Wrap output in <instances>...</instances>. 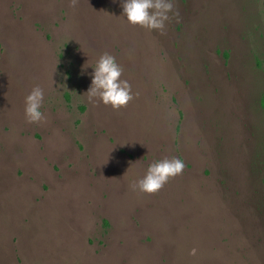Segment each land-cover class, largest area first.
I'll use <instances>...</instances> for the list:
<instances>
[{
	"label": "rangeland",
	"instance_id": "obj_1",
	"mask_svg": "<svg viewBox=\"0 0 264 264\" xmlns=\"http://www.w3.org/2000/svg\"><path fill=\"white\" fill-rule=\"evenodd\" d=\"M173 4L149 30L121 0H0V264H264V0ZM103 52L118 109L87 98Z\"/></svg>",
	"mask_w": 264,
	"mask_h": 264
},
{
	"label": "clouds",
	"instance_id": "obj_2",
	"mask_svg": "<svg viewBox=\"0 0 264 264\" xmlns=\"http://www.w3.org/2000/svg\"><path fill=\"white\" fill-rule=\"evenodd\" d=\"M122 13L132 25H139L149 30H163L165 22L172 12L173 0H121ZM123 67L116 57L109 52L99 55L95 67L90 73L91 82L86 91L92 103L99 102L118 109L132 99L131 85L121 79ZM44 90L39 85L33 86L25 96L24 112L29 122L43 120ZM185 164L178 156L153 160L147 165L145 174L132 181L133 188L143 192H154L160 189L169 177L182 172Z\"/></svg>",
	"mask_w": 264,
	"mask_h": 264
}]
</instances>
